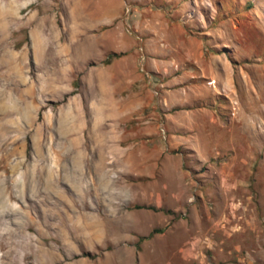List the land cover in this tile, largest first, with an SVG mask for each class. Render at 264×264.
Segmentation results:
<instances>
[{
	"label": "rangeland",
	"instance_id": "374dc122",
	"mask_svg": "<svg viewBox=\"0 0 264 264\" xmlns=\"http://www.w3.org/2000/svg\"><path fill=\"white\" fill-rule=\"evenodd\" d=\"M0 264H264V0H0Z\"/></svg>",
	"mask_w": 264,
	"mask_h": 264
}]
</instances>
